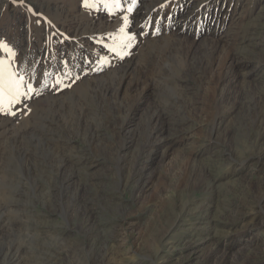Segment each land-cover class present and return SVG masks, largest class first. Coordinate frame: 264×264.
I'll list each match as a JSON object with an SVG mask.
<instances>
[{
    "label": "rangeland",
    "instance_id": "374dc122",
    "mask_svg": "<svg viewBox=\"0 0 264 264\" xmlns=\"http://www.w3.org/2000/svg\"><path fill=\"white\" fill-rule=\"evenodd\" d=\"M132 2L0 0V264H264V0Z\"/></svg>",
    "mask_w": 264,
    "mask_h": 264
},
{
    "label": "snow or ice",
    "instance_id": "6c2138e0",
    "mask_svg": "<svg viewBox=\"0 0 264 264\" xmlns=\"http://www.w3.org/2000/svg\"><path fill=\"white\" fill-rule=\"evenodd\" d=\"M22 2L23 0H21V3ZM103 3L110 14H114L111 12V9H118L121 6L120 0H103ZM84 6L95 7V4L93 0H84ZM134 7L135 0L128 6L127 12L131 13ZM122 19L123 26L119 29V32L122 34L120 44L109 48L110 51L119 55L121 59L129 53L127 51H118V47L121 50L130 48L131 42L135 39V35L126 32V28L130 23L128 15H124ZM0 49L9 52L12 57L15 56V52L4 42H0ZM103 62L108 63V60L104 58ZM57 83L59 84L61 81L58 80ZM33 94L39 95L31 83H26L25 76L15 71L8 61L0 59V114L15 116L16 112L20 109L17 108L13 111V108L16 105L23 104L24 101L30 99ZM24 107L27 108V105L25 104ZM28 111H30V109H28Z\"/></svg>",
    "mask_w": 264,
    "mask_h": 264
},
{
    "label": "bare ground",
    "instance_id": "6f19581e",
    "mask_svg": "<svg viewBox=\"0 0 264 264\" xmlns=\"http://www.w3.org/2000/svg\"><path fill=\"white\" fill-rule=\"evenodd\" d=\"M264 130V129H263ZM163 139V138H162ZM263 178V177H262ZM186 204V203H185ZM183 205V204H182ZM87 209V208H86ZM197 209V208H196ZM181 211V210H180ZM179 214H180V212H179ZM182 215V214H181ZM121 216V215H120ZM180 217V216H179ZM175 219V218H174ZM169 230V229H168ZM173 230H175L174 228H173ZM184 231V230H183ZM172 232V231H171ZM164 234V233H163ZM166 234V233H165ZM164 234V235H165ZM165 237V236H164ZM166 240V239H165ZM194 242H195V240H194ZM168 243V242H167ZM176 244V243H175ZM164 245V244H163ZM12 253V252H11ZM156 256V255H155ZM152 260V259H151ZM157 260V259H156ZM154 264H157V262L155 261L154 262Z\"/></svg>",
    "mask_w": 264,
    "mask_h": 264
}]
</instances>
